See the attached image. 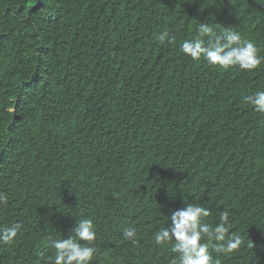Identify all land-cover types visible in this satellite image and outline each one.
Returning <instances> with one entry per match:
<instances>
[{"label": "trees", "instance_id": "1", "mask_svg": "<svg viewBox=\"0 0 264 264\" xmlns=\"http://www.w3.org/2000/svg\"><path fill=\"white\" fill-rule=\"evenodd\" d=\"M202 22L264 57V0H0V229L22 226L0 264H48L81 219L91 264H173L154 237L187 204L211 209L210 231L226 212L241 238L225 254L205 236L212 264H264V113L244 100L264 60L186 56Z\"/></svg>", "mask_w": 264, "mask_h": 264}, {"label": "clouds", "instance_id": "2", "mask_svg": "<svg viewBox=\"0 0 264 264\" xmlns=\"http://www.w3.org/2000/svg\"><path fill=\"white\" fill-rule=\"evenodd\" d=\"M198 31L201 36L208 37L207 43L200 38H195L185 40L180 45L181 51L193 60L203 57L209 65L226 70L230 67L253 70L264 60V57L258 55L256 45L250 40L243 39L240 33L233 31L231 27H224L219 34H216L208 23L202 22ZM159 38L161 41L168 38L169 42L173 39L166 32L161 33ZM244 100L257 113H264V89L256 90ZM6 202V194L0 192V204ZM211 212L209 207L198 204H187L183 208L171 211L170 226L160 228L154 238L158 245L174 242L172 251L177 254V257L173 264H177V260L178 264H212V257L208 251L209 245L202 242L205 236L209 239L214 238L218 242L216 248L218 252L228 254L239 248L241 238L228 235L229 229L225 226L228 219L226 212L220 213L221 222L215 226L214 231H210L208 224L202 223V219L210 216ZM21 227V224L17 222L0 229V242L4 244L13 242ZM70 232L72 235L67 238L51 242L55 252L48 258V264H91L96 251L92 242L96 240L97 235L92 219L79 220ZM123 235L133 244L137 243L134 239L135 228H126ZM249 247H253V243L249 244ZM216 264H219V261Z\"/></svg>", "mask_w": 264, "mask_h": 264}]
</instances>
